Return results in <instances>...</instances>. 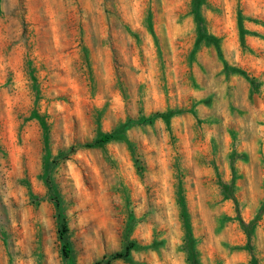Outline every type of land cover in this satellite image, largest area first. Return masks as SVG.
Wrapping results in <instances>:
<instances>
[{"label":"rangeland","instance_id":"1","mask_svg":"<svg viewBox=\"0 0 264 264\" xmlns=\"http://www.w3.org/2000/svg\"><path fill=\"white\" fill-rule=\"evenodd\" d=\"M129 244L264 264V0H0V264Z\"/></svg>","mask_w":264,"mask_h":264},{"label":"trees","instance_id":"2","mask_svg":"<svg viewBox=\"0 0 264 264\" xmlns=\"http://www.w3.org/2000/svg\"><path fill=\"white\" fill-rule=\"evenodd\" d=\"M114 138H116L115 134H107V133L106 134H100L98 136V138L93 143L88 144L87 146L88 147H93V146H97V145H102L104 143H107V142L111 141ZM56 206H57V208L59 207L58 201H56ZM57 223H58L59 238L63 241L61 252H62V254H63V256L65 258H68L70 256V246L65 241V234H66V231H67V227H66L65 221H64V219H63V217H62V215L60 213H58V216H57ZM133 247H134L133 244L127 245L123 252H119V253L113 254L112 256L109 257L108 260H106L102 264H110V262L112 260H116V259H120V258L127 259L129 257L130 250ZM190 260H191L192 264H197L196 260L194 259V253H193L192 249L190 251ZM96 264H98V263H96Z\"/></svg>","mask_w":264,"mask_h":264}]
</instances>
